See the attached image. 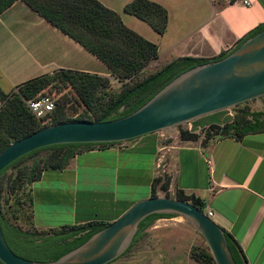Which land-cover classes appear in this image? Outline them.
Returning <instances> with one entry per match:
<instances>
[{"label":"crops","instance_id":"0c3cea01","mask_svg":"<svg viewBox=\"0 0 264 264\" xmlns=\"http://www.w3.org/2000/svg\"><path fill=\"white\" fill-rule=\"evenodd\" d=\"M155 1L168 13L163 34L130 19L131 25L126 24L157 44L155 69L181 56L213 59L264 23V0ZM0 22V81L9 90L59 68L109 75L101 61L21 0L0 14ZM222 121L217 115L209 122H190L187 128L198 133ZM158 164L168 173L170 192L180 189L203 199L210 218L238 243L247 264H264V131L205 142L181 140L176 132L161 141L153 132L84 150L65 168L44 170L31 183L33 223L46 229L90 220L110 222L135 200L150 196ZM65 203L67 214L62 217L60 206ZM42 214L57 220L38 221ZM140 243L145 247L140 264H200L190 257L191 248L198 245L196 234L177 216L155 218Z\"/></svg>","mask_w":264,"mask_h":264},{"label":"trees","instance_id":"16d2710c","mask_svg":"<svg viewBox=\"0 0 264 264\" xmlns=\"http://www.w3.org/2000/svg\"><path fill=\"white\" fill-rule=\"evenodd\" d=\"M14 1L0 0V14ZM21 1L101 61L109 75L59 68L24 80L8 92L0 88V150L10 142L49 124L74 120L104 121L125 116L140 107L182 71L228 53L223 52L213 59L181 56L144 73L146 67L158 57L157 44L126 26L118 12L104 6L99 0ZM122 11L143 20L158 34L165 31L168 13L158 2L130 0L124 4ZM263 27L264 23L249 31L238 44ZM111 78L119 83L117 89L111 88ZM44 95L53 99V108L38 118L28 108L27 101ZM255 131H264V109L249 111L240 108L231 119L208 124L202 137L201 132L196 133L180 126L178 136L181 140L201 138L205 142L220 137L239 139L246 133ZM119 143L121 142L49 145L19 157L0 171V227L6 243L14 253L39 262L55 260L108 224L107 221L90 220L38 229L33 223L30 185L40 178L44 170L65 168L77 153ZM42 149L46 150L44 155L34 157L30 163L19 164L24 158L33 156ZM10 167L15 172L8 174L3 181L2 175ZM159 182L160 189L166 191L165 196H170L167 192L169 179L166 176L153 178L150 196L156 195V184ZM10 196L14 197V205L6 203ZM173 198L188 201L204 211L203 199L194 194L176 189ZM25 203L28 211L25 209L24 212ZM162 216L174 215L154 213L142 219L131 244L120 256L140 238L143 230L155 218ZM19 218L23 219L27 227L17 222ZM225 233L235 263L244 264L238 243L229 233ZM190 257L200 264H214L208 248L194 246L190 250ZM0 264L3 263L0 261Z\"/></svg>","mask_w":264,"mask_h":264},{"label":"water","instance_id":"95a60500","mask_svg":"<svg viewBox=\"0 0 264 264\" xmlns=\"http://www.w3.org/2000/svg\"><path fill=\"white\" fill-rule=\"evenodd\" d=\"M264 95V27L218 59L182 71L133 112L104 121L74 120L46 125L0 150V171L19 157L62 143L125 142L163 132L198 117ZM154 213L181 216L204 240L214 264H236L225 231L201 209L170 196H148L133 202L117 218L55 260L34 261L14 253L0 227L3 264H108L127 250L139 222ZM242 262L247 264L239 252Z\"/></svg>","mask_w":264,"mask_h":264},{"label":"rangeland","instance_id":"374dc122","mask_svg":"<svg viewBox=\"0 0 264 264\" xmlns=\"http://www.w3.org/2000/svg\"><path fill=\"white\" fill-rule=\"evenodd\" d=\"M104 6H106V7H108V8H110V9H112V10H114V11H116V12H118L119 14H120V16H121V19H122V21H123V23L126 25H131V22L128 20V19H130V20H132L133 22H137V24H139V25H141V26H143V27H145V28H147V30H149L150 32H152L151 30H150V27L148 26V24L146 23V22H144L143 20H140V19H138L137 17H135V16H132V15H128L127 13H124L123 11H122V7H123V5L125 4V3H127V2H129L130 0H99ZM152 1H155V0H152ZM155 2H157V1H155ZM220 4H222V1L220 0ZM159 3V2H158ZM161 4V3H160ZM162 5V4H161ZM166 8V7H165ZM192 13V12H191ZM126 25V26H127ZM0 27H2L1 26V22H0ZM136 27V26H135ZM130 28V27H129ZM1 29V28H0ZM132 29V28H131ZM136 29V28H135ZM135 31V30H134ZM155 67H156V65L152 62V63H150L147 67H146V69H145V71H144V73H146V72H148V71H152V70H154L155 69ZM8 86H7V84H5L3 81H0V88L3 90V91H5V92H8V91H10L9 89L10 88H7ZM119 87V83L116 81V80H114V79H112L111 78V88H113V89H117ZM240 108H246V109H248L249 111H253V110H263L264 109V95L263 96H260V97H258V98H253V99H251V100H248V101H245V102H243V103H240V104H237V105H235V106H232V107H229V108H227V109H223V110H220V111H217V112H213V113H210V114H206V115H204V116H201V117H198V118H196L195 119V121L194 120H191V121H189V122H186L185 124H181V125H177L176 127H174V131L177 133V134H179V126L181 127V128H183V129H185V128H187V126H188V124L190 123V122H193V124H194V122H196V121H198V122H203V121H210L211 119H214V118H217V115L219 116V119H221V120H224V119H231L233 116H234V114H235V112H236V110H238V109H240ZM206 127L207 126H204V127H202V128H200L199 129V132H201L200 133V135H201V137H202V135H203V133L205 132V129H206ZM188 129V128H187ZM155 134H157L158 136H159V138H162V136H163V132H161V131H156L155 132ZM168 135H169V132H168V134H167V137H168ZM121 143H123V142H121ZM46 153V150H44V149H42V150H40L39 152H37V154H35V155H33V156H28V157H26V158H24L21 162H19V164H22V163H24V162H27V163H30L31 161H32V159L34 158V157H39V156H42V155H44ZM158 170H159V167L157 168ZM15 169L13 168V167H10V168H8L6 171H5V173L2 175V180L3 181H5V177L8 175V174H10V173H14L15 171H14ZM167 172H166V169H164V171H158L156 174H155V177H164V176H166L167 177ZM160 184H161V182H159L158 184H156V195H160V196H165V193H166V191L165 190H162V189H160ZM169 191V189L167 188V192ZM174 192L175 191H172V192H168L169 193V195H170V197H173V195H174ZM141 199V198H140ZM139 200V199H138ZM135 201H137V200H135ZM134 201V202H135ZM6 203H10V204H13L14 205V197L12 196H10V197H8V199H7V202ZM66 206H67V203H65V204H61V206L60 207H62V210H61V216L62 217H66V214H67V211H66ZM25 209H26V211H28V207H27V205H26V203L24 204V212H25ZM60 209V208H59ZM204 210H205V208H204ZM40 213V212H39ZM22 217V216H21ZM20 217V218H21ZM20 218L17 220V222L19 223V224H21L22 226H26L25 225V223H24V221H23V219L22 220H20ZM177 218H178V220H180V221H182L184 224H186L187 226H189L190 228H191V230H194L192 227H191V225L185 220V219H183L181 216H177ZM37 219H38V221H50V222H52V221H56L57 219H56V217H52V216H48V214H42V215H40V216H38L37 217ZM27 227V226H26ZM195 232V231H194ZM195 234H196V237H197V241H198V245H196L198 248H203V249H205V248H207V246H206V244H205V242H204V240L202 239V237L197 233V232H195ZM145 247L140 243V238H138L131 246H130V248L128 249V251L125 253V254H123L122 256H120V257H118V258H116V260H119V259H125L122 263H129V262H131V263H133V264H140L143 260L141 259V257H140V255H142L143 253H145L144 252V249ZM116 260H114V261H116Z\"/></svg>","mask_w":264,"mask_h":264},{"label":"built area","instance_id":"2783aa9c","mask_svg":"<svg viewBox=\"0 0 264 264\" xmlns=\"http://www.w3.org/2000/svg\"><path fill=\"white\" fill-rule=\"evenodd\" d=\"M244 3H246L245 0ZM27 106L36 117L40 118L53 108V99L49 95H44L37 99L28 100ZM171 136L172 134H169L167 138ZM157 167H160V164H158ZM203 212L208 217H211L212 215V212L208 209H205Z\"/></svg>","mask_w":264,"mask_h":264}]
</instances>
